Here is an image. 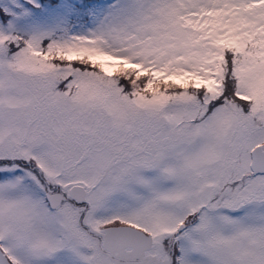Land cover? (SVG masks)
<instances>
[{"label": "snow or ice", "instance_id": "1", "mask_svg": "<svg viewBox=\"0 0 264 264\" xmlns=\"http://www.w3.org/2000/svg\"><path fill=\"white\" fill-rule=\"evenodd\" d=\"M0 264H264V0H0Z\"/></svg>", "mask_w": 264, "mask_h": 264}]
</instances>
